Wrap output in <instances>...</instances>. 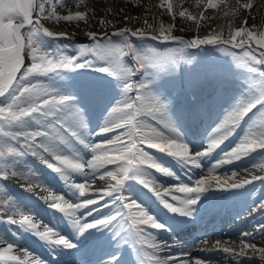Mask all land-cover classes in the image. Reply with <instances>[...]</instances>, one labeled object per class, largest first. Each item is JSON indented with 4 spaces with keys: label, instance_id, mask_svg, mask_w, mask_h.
Segmentation results:
<instances>
[{
    "label": "snow or ice",
    "instance_id": "snow-or-ice-1",
    "mask_svg": "<svg viewBox=\"0 0 264 264\" xmlns=\"http://www.w3.org/2000/svg\"><path fill=\"white\" fill-rule=\"evenodd\" d=\"M74 2L82 3L83 0H74ZM48 4H51L50 8H46ZM57 4L63 6L61 0H56V3H52V0H0V200L3 202L0 207L7 205L8 211V219L0 220V224L6 225L9 229L16 226L15 233L24 230L34 234L43 242V246L51 248L57 255L65 251L78 252V242L86 233L108 229L117 239L126 235L134 242L137 251L150 247L153 250L154 264H176L174 259L165 260L157 255L169 249V245L167 242L158 243L157 234L152 230H162L165 225L158 222L147 207L131 194L130 184L126 182L138 181L139 185L151 191L159 203L170 212L191 217L206 193L215 190L241 189L253 180L264 179V177L252 176L251 180L229 182L210 177L196 180L195 186L182 184L173 191L162 187L150 177L146 178L148 169H155L167 177H174L176 174L144 148L146 145L147 149H154L160 154L173 158L180 167L192 165L200 168V158L206 157L218 148L233 129L253 114L254 110L259 112V119L264 122V70L247 66L253 76L252 80L258 79V83L250 82V97L240 100L214 129L207 151L190 154V147L172 124L166 105L151 92L146 81L138 79V82H129L132 77L148 76L149 69L158 67L165 58L173 56L151 47L137 48L130 37L143 40L147 33L130 28H122L110 34L105 33L103 37L89 32L88 36L96 42L95 46L80 44L76 46L78 54L68 55L66 54L68 45L59 43L60 40L66 39L68 34L53 32L44 27L40 21L45 19L56 22L62 20L88 23L89 12L69 11L65 15H58L55 11ZM172 7L171 3H167L168 12L172 11ZM244 7L251 9L253 5L248 3ZM34 13L40 18L34 20ZM179 15L184 17L186 13L180 11ZM188 18L194 19L190 14ZM98 23L105 25L109 21L101 18ZM164 32L165 29L161 26L160 36L152 35L151 39L173 40L185 47H197L218 43L228 45L243 35L250 41L254 40L260 48H264V31H260L257 36L247 27H241L230 39L223 41L219 36L184 40L171 34L164 35ZM168 32L171 33V28ZM113 37H120V42H114ZM102 39L107 43H101ZM234 47L245 49V41L242 39ZM251 51L250 48L245 50L244 56L249 57ZM88 53H96L106 62L105 66L95 68L96 71L113 77L121 84L120 99L115 100L107 111L99 130L90 134L99 136L121 130L106 142L93 143L90 137H85L87 121L83 110L75 104L70 94L55 87L53 83L56 79L63 78L64 72L83 67L94 68L93 61L87 58ZM25 56L30 57V66L25 64ZM126 56L132 57L134 66L122 62V58ZM260 57L258 59L255 55H251L250 59L264 66V52L260 53ZM38 77L47 78L49 83H42L37 79ZM134 90L136 94L129 96ZM149 121L161 124L168 134L153 127ZM73 141L85 151H90L92 158L84 160L81 152L73 148ZM257 149H264V123L258 126L252 135L242 139L226 153L214 167L231 163L233 159L240 160ZM29 156L38 157L68 187L70 193L68 198L66 199L65 195H50L44 200L48 205L44 211L56 210L53 215L56 212L63 214L61 218L67 220L74 239L66 238L58 228L54 229L47 224L40 225L38 221L41 217L38 210L7 193L2 182L9 178L26 180L28 182L26 192L31 193L36 187L32 183V179L35 178L34 169L18 171L25 164L24 158ZM109 164L115 165V169H105L101 173V169ZM86 168L89 171H86ZM98 173L100 180L105 181L108 186L100 190L98 195L100 199L108 197L110 200V203L104 201L102 207L114 210L109 211L104 217L97 216L91 222H86L82 219L85 214L92 216L94 212L101 211V207H89L98 205L100 201L88 198L82 202H75L73 198L77 197V193L78 197L85 196L86 184L76 183L72 177L78 174L85 181L90 177L94 181ZM212 180H215V185ZM45 190L49 189L45 188ZM176 193L184 195L180 196ZM168 196H171L172 202H169ZM81 210H86V213ZM260 210L264 211V203L260 204ZM17 216L19 219L15 218ZM260 230L264 231V225ZM146 232L147 237L152 240L151 244L147 243ZM128 239L125 243H128ZM12 250L13 243L8 242L7 247L0 250V261L25 264L19 256L9 255ZM222 251L231 252L227 247ZM240 255H243V252ZM118 259L119 257L113 256L104 264H116ZM35 264L42 262L36 260ZM197 264L200 262L197 261Z\"/></svg>",
    "mask_w": 264,
    "mask_h": 264
},
{
    "label": "bare ground",
    "instance_id": "bare-ground-1",
    "mask_svg": "<svg viewBox=\"0 0 264 264\" xmlns=\"http://www.w3.org/2000/svg\"><path fill=\"white\" fill-rule=\"evenodd\" d=\"M67 1H69V0H61V2L63 3V6L65 5V3H67ZM70 1H72V0H70ZM263 2H264V0H86V2H85V0H83V2H82L83 3V5H82L83 10L84 11L87 10L89 12L88 25L90 26V28L88 30L79 28L81 30V32H83V33L77 32L78 28H74L73 30H71L70 28H68V26H61L60 25L57 27V26H53V25H49V24H44L43 22H42V24L44 27L48 28L49 30H51L53 32H57V33L63 32V33H67V34L68 33L76 34L77 36H80V37L86 35L88 37V33L91 32V30H94V32L96 31L94 28L95 26L96 27L101 26L98 23V21L101 18H103V19L109 21V23L105 24L106 29L104 31L109 30L108 32H113L116 29H117L116 31H119L122 28H130L132 30H137V29L142 30V31L147 33V36H152V35H156V33H158V28H156V25L158 23H160L161 25H163V24L166 25V23H167L166 22V14L164 15V12H165V10L168 12L167 3H171L173 5L172 11L168 12L169 15L167 17L170 20H175L176 18H178L180 16L179 15L180 11H185L187 16L190 14L195 19H199L198 20V28L200 26H204L205 23L207 24V27H208L207 34L205 33V35H202L200 38H198L197 35L192 37L191 35L187 34L185 36L186 38H188V39H190V38L191 39H203L205 37H214V36L220 35L221 36L220 39L224 40V39L230 38L232 35H235V32L238 30L236 27L237 26L236 24L238 23V21H236V20L240 14L239 8H241V10L250 11V10L258 8L257 6ZM248 3H251L253 5V7L251 9H247L244 7V5L248 4ZM162 4H163V6H161ZM74 5L76 6L78 4H74ZM210 5H213V6H210ZM57 6H59L61 8L63 7V6H60V4H57ZM75 6L68 7L67 8L68 12L69 11L72 12V10L76 11ZM136 7H137V9L134 10V8H136ZM33 19L34 20L36 19L35 13L33 14ZM253 21H254L253 19L250 22L248 21L247 23H249V25L245 24V26H243V27H246V26L248 28L251 27L252 26L251 24H253L252 23ZM190 23H192V22H190ZM208 25H210L211 27H209ZM79 27H81V26H79ZM104 31L100 32L99 34L103 33ZM96 34H98V33L96 32ZM179 37H181V36H179ZM242 39L244 41L247 40V38L242 35L241 37L236 38V40L234 41V44L240 42ZM208 83L209 84H205V85L210 86L212 84L211 79L208 81ZM193 84H195V83H192V87L189 86V90H188L189 93H190V89H191V92L195 89L197 90V88L194 89ZM230 88L233 89L234 87H230ZM231 93H232V91H231ZM165 94H166V92L163 91L162 96H164ZM237 97L238 96H236L234 98H235V101L238 102L239 100ZM232 99L233 98L231 97L229 90H227V93L224 96L225 102H231L232 105L237 103ZM245 99H246V96H245ZM109 103H110L109 101L104 102V104H109ZM203 112L204 111L201 110L200 115H202ZM217 118H218V115H215L214 117L213 116L209 117L210 123L212 125L214 123H216ZM225 118H226V115H224V117L220 120V123ZM92 121H94V123L97 122V120H95V119H93ZM151 122L154 124L153 127L157 128L160 131H164L165 134H168L167 130L164 129L161 124L157 123L156 121H151ZM240 123L242 124V127H241V129L238 130L236 135H237V137H239L242 140L245 137L250 136L254 133V130L252 129L253 127L258 125L259 123L261 125L264 122H262L259 119V117L257 115V111L254 110L253 114H250L248 118H245V120L241 121ZM247 125H249V127H250L249 130H245ZM120 131L121 130L118 129L116 131L106 133V134L102 135L103 137L100 139L105 140V139L114 138L117 134H119ZM213 131L208 134L209 139L212 136ZM241 140H240V142H241ZM205 150L206 149H204L203 151H205ZM215 151L216 150L212 151L208 155V157H210L212 154H214ZM30 160H32V159H30ZM262 165H264V149H257L252 154L250 153L247 157H242L240 160H236L233 163V167H232L233 170L227 171V169H226L224 172L222 170L223 173L218 174L217 176L218 177L221 176L219 178H221L223 180L228 179L229 182H232V181L239 182L240 178H242L244 176H248V175H250V176L246 177L245 179L251 180L252 176L264 177V172H261V173L256 172L254 174L250 173V171H251V169H253V167L258 168L259 166H262ZM214 166H210L207 164L205 166V172L211 173L214 169L219 170L220 166L219 167H214ZM25 169H35V168H33V166H29V164H27L25 162V164H23L18 169V171H24ZM105 169L106 170H114L115 165H113V164L105 165L101 169V172H103ZM151 170L152 169L147 170L146 178L150 177L152 180L159 182L160 185L162 184V187L169 186V187H171L169 189L173 190L172 189L174 187L173 181L165 183V179H168L167 176L165 177L164 175L159 174V177H158L157 176L158 174L153 175V170L152 171ZM191 170H196V169L192 168ZM199 170L202 172V170H204V168H199ZM148 171H151V174ZM231 171L233 174L235 173V176H238V177H236V178L230 177L228 175V173H230ZM245 172H247V174H245ZM39 173L44 174V176H46V173L44 171H39ZM202 174H203V172H202ZM172 178L180 179V177L177 176V177H170L169 180H171ZM95 179L97 181H99L100 184L98 186H96L94 189H92V194H98V192L100 190L106 189L108 187L105 184V181L98 180L97 175H96ZM213 182H215V181L212 180V183ZM32 183L33 184L34 183L42 184L41 178L39 177L38 173L37 174L35 173V178L32 179ZM213 184L215 185V183H213ZM7 190L10 191L9 189H7ZM239 190H243V192H254L250 199L246 196V202L249 204L252 200H254L255 193L259 194L260 192H264V179L253 180V181H251V183H249L247 186H244L241 189L230 190L229 194H231V195L233 194V196H237ZM87 192H88V189L85 192L84 198H86ZM220 192L221 191H219V190H215V191L209 192L208 194L210 196H219ZM14 195H13V197H18L19 199H22L18 194H14ZM29 198L35 200L32 197H29ZM82 198L83 197H78V193H77V198L75 199V202L83 201ZM92 198L98 199L100 201V203L98 205H95V206H90V208L101 207V211H105L108 213L109 208L102 207V205L104 204V200L100 199L99 195L94 196ZM25 200L26 199H23L22 201L24 203H26ZM2 203H3L2 200H0V204H2ZM21 206L23 207V205H21ZM27 206L31 207L32 202H29L27 204ZM248 206H249L248 212L252 211V215L251 216L247 215L248 217L245 216L244 220H243V223L248 224L247 236L245 237V241L248 242V244L243 242L244 240H240L237 238L235 240H230V242H231V244L235 245L238 250H246V251H251V252L257 251V252L261 253L260 256H264V231L260 230L261 226L264 225V211L260 210V205L258 203L248 205ZM0 209L4 212L8 213L7 205L0 207ZM81 211L83 212L85 210H81ZM98 213L101 214V212H98ZM99 217H102V215ZM15 218L19 219L18 216ZM12 227H15V226H12ZM99 232H101V231H99ZM19 233H22L23 236H25V237H27L26 234H29V235L32 234V233L26 232L24 230H20ZM9 237L10 236H8V234H6V232H5V225L0 224V250L7 247V243H8L7 240L9 239ZM245 245H247V247H245ZM9 255L19 256L21 258V260L25 261V264H35L34 258H32V255H30L29 251H26L23 248L13 246V250L11 253H9ZM227 258H228V260H232L233 258H236V256L235 257L234 256H228ZM0 264H17V262H15V261H0ZM193 264H197V263H193ZM236 264H264V258L260 257V259H258V260H255V258H250V259H247L244 261H239L238 263L236 261Z\"/></svg>",
    "mask_w": 264,
    "mask_h": 264
},
{
    "label": "rangeland",
    "instance_id": "rangeland-1",
    "mask_svg": "<svg viewBox=\"0 0 264 264\" xmlns=\"http://www.w3.org/2000/svg\"><path fill=\"white\" fill-rule=\"evenodd\" d=\"M85 2H86V0H85ZM52 3H56V0H52ZM74 4H78V5L75 6ZM82 5H83V3H76V2H74V0H72V1L69 0V1H67V3H65V5L62 8L56 5L55 11L57 12L58 15H65L68 13L67 8L70 6H75L76 11H84ZM50 7H51V4L46 5V8H50ZM257 7L258 8H256V9L250 10L251 12L241 10V8H239L240 14L236 20V21H238V23L236 24L237 29L245 26V22L247 25H249V23H247V22L248 21L250 22L253 19L254 21L252 22L253 24H251L252 26L249 28L247 26L246 27L249 30L254 31L257 34V36H258L260 31H264V2L259 4ZM136 9H137V7L134 8V10H136ZM72 12H75V10H72ZM165 14H166V22L167 23H166V25L165 24L161 25L160 23H158L156 25V28H158V33H156V36H160L161 26H163L165 29L164 35L171 34L172 36H175V37L181 36L180 38H183L184 40H192L191 38L188 39L185 37L187 34L191 35L192 37L197 35L198 38H200L202 35H205V33L207 34L208 27H207L206 23L204 24V26H200L198 28V20L199 19L194 18L192 20V19H189L187 15H185L184 17L179 16L175 20H170L169 18H167L169 14L166 10L164 12V15ZM35 16H36V19L40 18L39 15L36 13H35ZM40 22L41 23L43 22L44 24L57 26V27L60 25L61 26H68V28H70L71 30H73L74 28H78L77 32H81L80 29L88 30L90 28L88 23H84V22H65L62 20L59 22H56L54 20H45V19H41ZM190 22H192V23H190ZM79 26H81V27H79ZM208 26L211 27L210 25H208ZM94 28L96 31L94 32V30H91V32H93V33L97 32L98 33L97 35L101 36V37H103V35L105 33H109V34L112 33V32H108L109 30L104 31L106 29V25H101L99 27L95 26ZM169 28H171V33L168 32ZM102 31H104V32L99 34ZM81 33H83V32H81ZM218 36L221 37L220 35H218ZM130 39L132 40L133 44L137 48H141V47L149 48V47H151V48L158 50L161 53H168L171 56H173L170 58V59L173 58L171 69H165L166 63L169 59V58H165L158 67L148 70V73H149L148 76H146V77H139V76L132 77L129 81L130 83H135V82H138V79H144L146 81V83L148 84L151 92L155 96L159 97V99L162 103H164V98H161V95L158 92V90L160 87L164 88V86H165V84L169 78L172 80L176 77L182 76V78L185 77V81L187 83L194 82L195 84L202 85L200 78H201V71L204 70L203 60H204L205 55L207 54L206 52H208L210 50L222 49L223 51L229 50L231 52H230L229 56H223V57L219 56L218 59H216V57L209 58L208 65H207L208 69H205L206 74H209V76L205 80L203 85L209 84L207 80L211 79L212 84L210 86L215 85L217 87H227V88L236 87V88H238L239 92L244 93V96H246V99H248L251 95V83L250 82L252 81L253 83H258V79L252 80L253 76L248 71L247 66H253V67H256L260 70H264V66L258 65L255 61H252L250 59L251 55H255L259 59V58H261L260 53L264 52V48H260L258 45H256L254 40L250 41L247 39L245 41V44H246L245 49L235 48L231 43L229 44L230 46H232L231 48H229L227 45H223V43L210 44V45L206 44V45H203V48H201L199 50V51H204V53H202L201 55H193V54H189V53H183L184 48L187 49V47L180 44L178 41H173V40L164 41L162 39L153 40V39H151V36H146L143 40H140L136 37H130ZM227 39H230V38H227ZM113 40H114V42L119 43L121 38L120 37H113ZM221 41H223V40L221 39ZM232 42H234V41H232ZM59 43L61 45H68L67 50H66V54L76 55V54H78L76 51L77 45L83 44V45L95 46L96 42L92 41L89 38V36L87 37L86 35L80 37V36H77L76 34L68 33L67 38L60 40ZM101 43L106 44L107 41L102 39ZM151 45H153V46H151ZM209 46H211V47H209ZM213 47H215V48L213 49ZM222 47H224V48H222ZM248 48H250L252 50L249 57H245V56H242L240 54L236 55L235 51L237 49H238V51H240L244 55V51L247 50ZM165 49H168V50L163 51ZM234 49H236V50H234ZM188 56H191V58L195 59L194 63L198 67V69L191 68L187 65L186 60L188 59ZM87 58L89 60L93 61L94 68L83 67V68H80V69H77L74 71L64 72L63 78L56 79L55 81H53L54 86L59 88L63 92H64V90L70 91L71 87H74L73 85H75L76 79H79V77L81 76V73H78L79 70L92 71V73L96 75V72H98V71H96L95 68H98L100 66H105V63H106L105 60L100 59L96 53H88ZM180 58H181V63H179ZM196 58H198V59H196ZM122 62L129 65V66H134V61H133L131 56L123 57ZM25 64L27 66H30V57L25 56ZM179 66H180V70H179ZM184 69H185V71H183ZM71 72H75L74 78L71 74H69ZM171 72H174V73H171ZM181 72H183L182 75H181ZM76 73H77V75H76ZM98 73H101V72H98ZM18 76H19V74H18ZM109 77L110 76H107V78H109ZM71 78H73V79H71ZM219 78H221L222 80L221 79L217 80ZM37 79H39L44 84L49 83L47 78L38 77ZM113 80L115 81V79H113ZM110 81H111V79H110ZM214 81H217V82H214ZM33 82H35V81H33ZM214 83H216V84H214ZM112 85H116V84H110L109 83L107 86L104 87L105 92L110 93V98L112 96H114L115 91H116L115 87ZM108 86H111V87H108ZM205 86H208V85H205ZM117 88H118V86H117ZM219 89H221V88H219ZM232 90L237 91L236 89H232ZM135 94H136V92L134 90L133 93L132 92L129 93V96H134ZM257 115L259 117L258 111H257ZM149 122L151 123V121H149ZM258 126H260V124ZM258 126H256V128L254 130H256L258 128ZM247 128H249V126L246 127V129ZM107 140H103L101 142H106ZM32 158H33L32 156H29V157L24 158V160L26 163H28L29 161L31 162L30 159H32ZM34 158L37 160H40L38 157H34ZM99 176H100V174H97L98 180H100ZM2 183L5 187H6V184H11L12 186L25 187L28 182L26 180H21L18 178H9V179L3 181ZM99 184L100 183L97 180H94V181L92 180L91 182H89V185L91 187H96ZM34 185H35V183H34ZM245 243L248 244V242H246V241H245ZM231 251H234L235 254L243 252L244 255L251 254V256H253V257H259L260 256V253L257 251H252V252L251 251H239L236 248H232V247H231ZM248 252H251V253H248ZM219 257H220V260H218L216 258H212V260H209V261L206 260V262L204 264H233L231 261L227 262V263L222 262L221 259L222 258L226 259V258L222 255H220Z\"/></svg>",
    "mask_w": 264,
    "mask_h": 264
}]
</instances>
